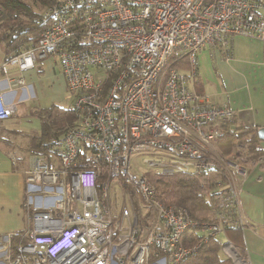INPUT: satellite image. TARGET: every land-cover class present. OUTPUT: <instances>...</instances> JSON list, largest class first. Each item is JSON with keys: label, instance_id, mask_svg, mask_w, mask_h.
Masks as SVG:
<instances>
[{"label": "built area", "instance_id": "1", "mask_svg": "<svg viewBox=\"0 0 264 264\" xmlns=\"http://www.w3.org/2000/svg\"><path fill=\"white\" fill-rule=\"evenodd\" d=\"M44 16L50 24L39 41L0 63V121L17 110L4 94L29 88L8 69L22 74L52 58L65 77L76 124L51 158L33 157L24 199L27 231L15 247L3 246L0 264H182L204 240L188 246L190 229L212 228L219 236L234 223L244 228L231 176L217 192L220 222L208 226L168 204L149 175L224 166L212 142L217 125L235 113L193 87L198 57L207 46L231 57L235 36L264 42V0H54ZM184 56L188 73L173 62ZM142 153L154 155L145 163L161 172L133 175L132 158ZM116 180L130 193V206L120 210L107 201ZM131 194L141 197V208H152L149 224L139 223ZM220 243L234 262V245Z\"/></svg>", "mask_w": 264, "mask_h": 264}, {"label": "crops", "instance_id": "2", "mask_svg": "<svg viewBox=\"0 0 264 264\" xmlns=\"http://www.w3.org/2000/svg\"><path fill=\"white\" fill-rule=\"evenodd\" d=\"M229 51V58L218 46H207L200 53L197 80L202 86L201 94L214 103L228 105L235 113L231 122L217 125L218 136L220 133L233 130L239 133L242 130L252 132L251 138L255 133L257 137L254 143L256 152L250 160L248 152L241 147L243 145L232 146V142L228 148L227 141L224 148V135L212 142L214 154L225 161L221 169L226 177H232L237 187L238 210L246 222L244 228L235 223L224 227L221 241L230 242L225 237L226 231L238 230L241 249L249 264H264V139L258 134L264 128V42L235 36ZM6 56L5 48L0 43V63ZM8 73L22 75L29 88H17L16 93L4 94L7 101L17 103V110L9 119L0 121V252L8 241L14 246V236L20 235V241L27 231L24 214L26 178L32 168L33 157L38 155L27 150L31 137L39 136L42 129L39 112L69 101L61 66L52 58L37 61L36 66L25 73L20 74L14 68H9ZM3 77L4 71L0 69V80ZM4 86L9 89L6 83ZM195 89L198 91L196 86ZM69 106L65 104L62 107L67 109ZM18 120L23 130L15 127ZM234 149L238 151L232 159L230 155ZM221 182L225 186L228 179Z\"/></svg>", "mask_w": 264, "mask_h": 264}, {"label": "trees", "instance_id": "3", "mask_svg": "<svg viewBox=\"0 0 264 264\" xmlns=\"http://www.w3.org/2000/svg\"><path fill=\"white\" fill-rule=\"evenodd\" d=\"M53 2L54 0H0V43L3 44L7 56L24 50L39 41L42 33L50 24L49 19L44 16V11ZM40 10L42 11L40 12ZM173 62L181 70H188L190 67L186 56L174 59ZM195 86L201 94L202 86L197 80V76ZM39 118L42 124L41 132L39 136L31 137L30 148L27 152L50 157L54 146L63 139L65 132L75 126L76 117L72 110L61 105H54L41 110ZM226 133H220L218 136L219 138L224 135L222 137V142L225 144V146L222 145L224 148L227 147V141L228 148L233 142L232 146L243 145L241 147L248 152V160H250L251 155L252 157L255 155L256 133L252 135V138L250 131L241 130V132L235 133L233 130V132ZM149 178L160 189V193L165 196L168 204L184 207L193 219L202 223L208 222L212 217L215 196L219 190L218 184L220 181L226 180V175L221 168H217V170L209 173H176L171 175L156 173L149 175ZM208 188L209 191L212 190L210 193L207 191ZM138 216L139 223L147 225L153 216L152 208L146 215L141 216L139 213ZM199 230L200 228H192L187 232L185 239L187 245L202 241L203 237L199 235ZM19 236L16 235L13 238L14 247L18 244ZM220 236H223L222 233L219 236L210 237L208 244H203L198 252L187 257L182 264H229V258L221 257L222 245L220 240L222 237ZM225 237L229 238L236 250L242 251L238 230L226 231ZM242 252L244 253V251Z\"/></svg>", "mask_w": 264, "mask_h": 264}, {"label": "rangeland", "instance_id": "4", "mask_svg": "<svg viewBox=\"0 0 264 264\" xmlns=\"http://www.w3.org/2000/svg\"><path fill=\"white\" fill-rule=\"evenodd\" d=\"M41 11L42 10H40V12ZM199 55H201V54H199ZM199 60H200V57H198V64H199ZM200 65H201V68H202V62H201ZM185 71L187 73L189 72V70H185ZM204 73L205 72H203L202 75H204ZM190 85H192V84H190ZM193 87L195 88V85ZM62 103H63L62 106H64L65 104L67 106H69V104H71V101H68V102H65L64 101ZM16 124L17 125L15 127L17 129L23 130V127H21V125H20V120H18ZM15 127H13V128H15ZM237 151L238 150L234 149L232 155H230V157L232 159L235 158V154L237 153ZM146 158H154V155L149 154V153H142V154H136L135 156H133L132 161H131V173L133 175L142 176L143 174H148L150 172H161V170H162L161 167L160 168L159 167L158 168L157 167L156 168H149L147 166V164L145 163ZM156 159H158V158H156ZM162 160H168V159H162ZM218 185H219L218 189L224 188L223 182L219 183ZM207 191H208V193H210L212 190L209 191V188H208ZM162 197L164 199H166L164 195ZM131 198H132L133 204L135 206V211H137V213H140V214H141V212H143L144 215H145L147 213L146 211H148V210H146L145 208H141V207H144V204L142 203L141 197H138L137 198V196H135V194H131ZM107 201L114 208H116L117 210H120V208L123 205V203H127V205L130 206V193L128 191H125L124 190V187H123V185H122V183L120 181H118V180L113 181L111 183V186H110L109 199ZM138 202H139V204H138ZM218 202H219V199H218V196L216 195L215 196L214 207L212 208V211H213V214L211 215L212 217L208 220V222H202V224H207L208 226H210V225L211 226H214V225H216L217 222H220L219 220L216 219V213H218V209H219ZM144 215L142 214V216H144ZM147 224H149V222ZM211 229L208 232H201L199 230V235H202L203 238H204V240L202 239L203 240L202 241L203 243L200 245V247L198 248V250L202 247L203 244H208L209 243L208 240L210 239V237H212V238L213 237H216V235L215 236L212 235V230ZM220 237H222V236H220ZM207 238H208V240H207ZM199 244H200V242H195L194 244H192V243L191 244H188V246L199 245ZM225 247H227V246H225ZM198 250H197V252H198ZM232 254L233 255H232L231 258H234L233 259L234 262L229 259V261H228V262H230L229 264H235V263H237L236 261H242V263H243V261H248L246 259L245 254L241 250H239V251L238 250L233 251ZM221 257H224L225 258L226 256L224 255V253H221ZM243 264H245V263H243Z\"/></svg>", "mask_w": 264, "mask_h": 264}, {"label": "water", "instance_id": "5", "mask_svg": "<svg viewBox=\"0 0 264 264\" xmlns=\"http://www.w3.org/2000/svg\"><path fill=\"white\" fill-rule=\"evenodd\" d=\"M258 134H259V137L261 139H264V128H261L259 131H258Z\"/></svg>", "mask_w": 264, "mask_h": 264}]
</instances>
